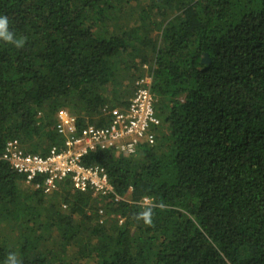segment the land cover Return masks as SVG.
<instances>
[{"label": "trees", "instance_id": "trees-1", "mask_svg": "<svg viewBox=\"0 0 264 264\" xmlns=\"http://www.w3.org/2000/svg\"><path fill=\"white\" fill-rule=\"evenodd\" d=\"M0 16L25 41H0V264H264V0H0ZM145 76L154 143L83 158L113 193L45 194L1 159L9 140L61 148V109L106 126Z\"/></svg>", "mask_w": 264, "mask_h": 264}, {"label": "built area", "instance_id": "built-area-1", "mask_svg": "<svg viewBox=\"0 0 264 264\" xmlns=\"http://www.w3.org/2000/svg\"><path fill=\"white\" fill-rule=\"evenodd\" d=\"M150 78L136 82V88L126 108L107 111L109 123L103 127L87 125L76 129L75 118L66 110L56 112L55 128L64 137L61 148L52 147L45 155L25 153L17 140H9L1 159L24 177L25 184L48 194L59 183L68 181L73 191L104 196L113 193L105 169L86 165L83 158L94 150L110 149L123 155H132L142 145L154 143L153 128L160 123L154 113ZM37 178H40L36 182ZM117 197V196H116ZM141 204H150L143 198Z\"/></svg>", "mask_w": 264, "mask_h": 264}, {"label": "clouds", "instance_id": "clouds-1", "mask_svg": "<svg viewBox=\"0 0 264 264\" xmlns=\"http://www.w3.org/2000/svg\"><path fill=\"white\" fill-rule=\"evenodd\" d=\"M0 41L11 44L16 48H21L24 45V39H17L16 35L9 28V18L7 16H0ZM161 210H165L166 206L163 202H160L157 205ZM154 210L151 205L146 206L142 211L136 214L135 219L137 221L143 220V222L152 226L153 223ZM4 264H22V261L19 259L17 253L9 252L5 259Z\"/></svg>", "mask_w": 264, "mask_h": 264}, {"label": "bare ground", "instance_id": "bare-ground-1", "mask_svg": "<svg viewBox=\"0 0 264 264\" xmlns=\"http://www.w3.org/2000/svg\"><path fill=\"white\" fill-rule=\"evenodd\" d=\"M51 147V146H50ZM57 148H59L58 146H56Z\"/></svg>", "mask_w": 264, "mask_h": 264}, {"label": "water", "instance_id": "water-1", "mask_svg": "<svg viewBox=\"0 0 264 264\" xmlns=\"http://www.w3.org/2000/svg\"><path fill=\"white\" fill-rule=\"evenodd\" d=\"M206 57V56H205Z\"/></svg>", "mask_w": 264, "mask_h": 264}]
</instances>
